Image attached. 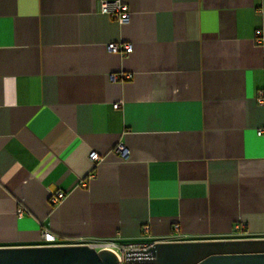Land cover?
<instances>
[{
  "label": "crops",
  "instance_id": "obj_1",
  "mask_svg": "<svg viewBox=\"0 0 264 264\" xmlns=\"http://www.w3.org/2000/svg\"><path fill=\"white\" fill-rule=\"evenodd\" d=\"M263 88L264 0H0V248L264 239Z\"/></svg>",
  "mask_w": 264,
  "mask_h": 264
},
{
  "label": "water",
  "instance_id": "obj_2",
  "mask_svg": "<svg viewBox=\"0 0 264 264\" xmlns=\"http://www.w3.org/2000/svg\"><path fill=\"white\" fill-rule=\"evenodd\" d=\"M150 264H264V239L155 243ZM0 264H118L116 255L91 245L0 248Z\"/></svg>",
  "mask_w": 264,
  "mask_h": 264
},
{
  "label": "built area",
  "instance_id": "obj_3",
  "mask_svg": "<svg viewBox=\"0 0 264 264\" xmlns=\"http://www.w3.org/2000/svg\"><path fill=\"white\" fill-rule=\"evenodd\" d=\"M101 11L103 13L111 15L114 19L118 20L120 23H126L129 20L130 12L126 5L120 3L119 1H103L101 3ZM260 43V40H256ZM108 50L111 53L127 55L133 51V47L131 44H123L122 46L118 45L117 43H110L108 45ZM116 79L117 77H113ZM125 78L130 79L131 75H125ZM256 102L259 106L264 107V88L258 91ZM121 103H116L113 108L119 109ZM264 131L259 130L258 135H263ZM117 152L120 153L122 156H126L128 154L127 149L120 145L117 148ZM90 159L94 162H98L100 160V156L96 152H91L89 155ZM65 194L63 192H56L52 196V201L54 204H57L64 198ZM178 228V226L176 227ZM236 231L239 235H243L244 232V225H237ZM142 232L148 234L150 232L149 226H144ZM43 241L45 246H59L57 244L56 237L48 232L45 231L43 233ZM155 243H134V244H123V245H116L112 242H106L99 247H94L97 250L107 249L113 252L118 260V264H150L146 263L145 260L147 259V252ZM82 245V244H79ZM87 245V244H86ZM92 246V245H91Z\"/></svg>",
  "mask_w": 264,
  "mask_h": 264
}]
</instances>
